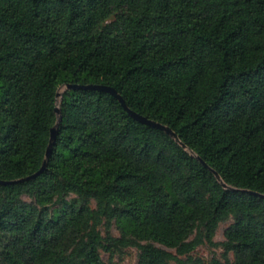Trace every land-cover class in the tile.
Wrapping results in <instances>:
<instances>
[{"label": "trees", "instance_id": "1", "mask_svg": "<svg viewBox=\"0 0 264 264\" xmlns=\"http://www.w3.org/2000/svg\"><path fill=\"white\" fill-rule=\"evenodd\" d=\"M68 83L115 87L186 147L105 91L58 105ZM54 126L47 169L0 184V264L127 247L138 264H264V0H0V179L39 171ZM204 242L222 256L194 255Z\"/></svg>", "mask_w": 264, "mask_h": 264}, {"label": "water", "instance_id": "2", "mask_svg": "<svg viewBox=\"0 0 264 264\" xmlns=\"http://www.w3.org/2000/svg\"><path fill=\"white\" fill-rule=\"evenodd\" d=\"M66 87L67 89H76V90H98V91H105V92H108V93H111L112 95H114L115 97H117L120 102L122 103V105L124 106V108L129 112V114L131 116H133L136 120H138L139 122L141 123H144L146 125H149V126H152V127H155V128H158V129H161L163 131H165L166 133H168L170 136H172L174 139H176L178 142H180L184 147H186L185 143L181 142L177 132L175 130H173L170 126L162 123V122H159L157 120H154V119H151L143 114H140L139 112L137 111H134L132 110L126 103L125 99L123 98V96L117 91V89L111 85H107V84H101V83H88V84H82V83H68L66 84ZM57 96H62V93L58 92ZM56 112L57 113H61V109L59 106L56 107ZM57 126H54L52 128V131H51V139H50V144L48 146V149H47V157L43 163V166L41 167V169L37 172H35L34 174H31L29 176H26V177H23V178H20V179H14V180H4V179H0V184H3V185H8V184H13V183H17V182H20V181H24V180H29V179H32V178H36L38 177L41 173H43L47 167H48V159L52 153V150H53V146H54V143H55V140H56V137H57ZM198 158L203 162V164L210 168L217 176V178L219 180L222 181V178L220 176V174L214 170L206 161H204L200 156H198ZM225 186H227L226 183H223ZM252 193L254 194H257V195H261V196H264V194H261V193H258V192H255V191H251Z\"/></svg>", "mask_w": 264, "mask_h": 264}, {"label": "rangeland", "instance_id": "3", "mask_svg": "<svg viewBox=\"0 0 264 264\" xmlns=\"http://www.w3.org/2000/svg\"><path fill=\"white\" fill-rule=\"evenodd\" d=\"M67 89L66 85H62L59 87L58 92L63 93ZM61 103V96L58 97V105ZM24 200L31 201L32 198L29 196H24ZM233 222V219H229L228 221L222 222L214 237L213 241L215 243H219L225 240V229ZM101 229L105 231V226H102ZM112 232L115 235H119V230L115 224L112 225ZM159 246L165 247L168 250L175 252V249L168 248L162 244H158ZM223 247L221 245L212 244L209 242H204L201 244L194 252V255L202 257L206 260L211 259L213 256L221 257L223 253ZM138 254L139 251L135 247H127L122 251L115 252L114 254H110L106 251H102V257L107 262V264H138ZM230 257L232 259L235 258V254L233 252L230 253Z\"/></svg>", "mask_w": 264, "mask_h": 264}]
</instances>
